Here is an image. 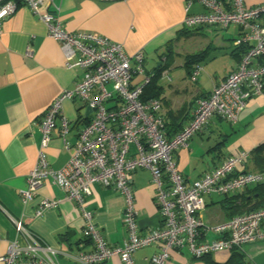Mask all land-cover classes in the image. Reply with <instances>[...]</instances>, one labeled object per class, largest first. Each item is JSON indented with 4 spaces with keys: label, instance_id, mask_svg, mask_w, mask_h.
Segmentation results:
<instances>
[{
    "label": "built area",
    "instance_id": "2783aa9c",
    "mask_svg": "<svg viewBox=\"0 0 264 264\" xmlns=\"http://www.w3.org/2000/svg\"><path fill=\"white\" fill-rule=\"evenodd\" d=\"M51 1L0 0V34L4 20L19 5H27L46 24L49 36L61 43L68 66L84 70L75 88L63 90L36 123L42 135L41 147L27 186L20 194L27 203L45 181L52 182L75 201L84 220L83 236L90 248L86 249V243L80 242L77 251L64 252L19 225L21 233L7 242L1 263L59 264L57 257L61 254L75 264H99L114 257L124 264H135L133 256L137 250L157 243L159 251L149 260L151 264H167L171 252L183 247L195 257H202L263 240L264 205L217 225H209L197 216L206 206V195L232 194L249 185L264 183V171H238L250 158V150L228 156L221 165L193 182L184 179L174 153L188 147L192 136L213 116L237 122L248 101L264 92V1L185 0L186 11L193 3L204 7L203 12L186 13V27L227 29L236 25L240 28L234 39L240 59L237 68L216 83L208 96L198 99L190 121L171 138L166 134L161 100L141 98L149 76L144 83H132L134 74L145 76L144 51L139 49L129 55L121 43L101 34L67 31L59 16L48 9ZM201 71L202 66H193L189 79L195 82ZM168 72L164 70L161 77L169 79ZM71 98H79L93 112L78 132L76 143L64 144L68 150L72 148L66 164L54 169L46 147L58 120L63 140L69 133L70 121L63 114V103ZM114 101V106L107 105ZM141 167L151 172L156 183V199L163 217V224L147 234L139 233L132 187L133 174ZM96 183L113 187L125 200L123 220L128 235L115 246L107 242L93 221L88 197ZM59 202L42 200L37 214L56 208ZM208 233L217 237L204 239Z\"/></svg>",
    "mask_w": 264,
    "mask_h": 264
},
{
    "label": "crops",
    "instance_id": "0c3cea01",
    "mask_svg": "<svg viewBox=\"0 0 264 264\" xmlns=\"http://www.w3.org/2000/svg\"><path fill=\"white\" fill-rule=\"evenodd\" d=\"M256 1L246 0L249 3ZM48 9L59 16L67 31L101 34L121 43L129 55L142 49L145 56L143 64L148 65L149 60L155 64L150 72L145 71V76L134 74L132 83L135 85L144 83L145 77L149 76L157 63L164 60L162 55L167 49H173L176 55L173 64L167 68L169 79L163 78L160 83L164 87L160 100L164 118L169 111H173L182 121L181 128L190 121L198 99L211 92L203 79L197 78L193 82L187 77L183 65L185 60L180 59L177 44L185 37L178 38L179 31L188 28L184 25L186 13L203 12L201 4L193 3L186 11L185 0H52ZM207 27L212 26L201 29ZM237 28L236 36L240 32V28ZM198 31L195 30L193 34ZM194 53L197 51L191 53L185 50L183 55ZM231 57L223 76L208 73L212 84L220 82L237 68L240 51L236 46L232 47ZM83 73L79 66H68L61 43L49 36L46 24L29 6L19 5L4 20L0 34V256L5 253L7 242L19 237V225L64 252L77 251L80 242L86 243V249L90 248L83 236L84 220L75 201L66 197L52 182L45 181L27 203L23 202L20 194L27 186V178L37 162L41 147L42 135L36 123L63 90L75 88ZM107 105L112 107L115 101ZM86 111L87 106L79 98L64 101L63 114L70 121V130L63 140L58 120L51 132L46 151L52 168H61L70 158L72 148L68 150L64 144L73 146L76 143L78 132L92 115V112L85 115ZM175 134L173 132V136ZM221 142L223 145L217 146ZM262 143L264 92L248 101L236 123L213 116L201 131L192 136L188 147L175 151L174 158L184 179L193 182L221 165L228 156L243 149L251 151ZM238 171L260 170L254 168L249 158ZM132 187L139 233L147 234L152 228L163 224L156 199L157 187L151 172L142 167L136 169ZM217 195L220 194L206 195V206L197 214L209 225L224 223L238 214L230 213L224 206L230 201H223L231 195L221 194L223 198H217ZM44 199H58L60 202L56 208L37 214ZM88 204L93 210L94 223L109 244L115 246L127 238L123 220L125 200L118 191L96 183L92 186ZM216 237L217 234L208 233L204 239ZM159 248L156 243L137 250L133 256L135 264H151L149 259ZM240 249L249 263L264 264V239L246 243ZM231 252L232 249H226L208 255L217 262H224ZM204 256L195 257L187 247H183L171 252L167 264H206ZM57 261L59 264H73L61 254ZM99 264L124 263L114 257Z\"/></svg>",
    "mask_w": 264,
    "mask_h": 264
},
{
    "label": "trees",
    "instance_id": "16d2710c",
    "mask_svg": "<svg viewBox=\"0 0 264 264\" xmlns=\"http://www.w3.org/2000/svg\"><path fill=\"white\" fill-rule=\"evenodd\" d=\"M201 28L202 27H197L194 29L183 28L179 31L178 38L186 36L189 33H194L195 30H200ZM175 55L176 54L174 50L171 48H169V50L167 49L164 55H162V57H164L162 66L160 68H155L149 74V81L143 85V92L141 95L142 99L147 100L161 98V95L164 93V87L158 82V79L161 77L162 72L166 70L171 64H173ZM207 55V47L202 49L200 52L186 55L184 57L185 62L183 65L187 74L190 75L191 69L193 66H195V63L198 60L205 58ZM164 120L166 134L169 138H171L173 136V132H177L181 128L182 121L177 115H174L173 111H169ZM221 145H223V143L217 146L220 147ZM250 160L252 161V164L256 170L264 171V143L258 145L250 151ZM229 195L231 194H226V196ZM226 201H230L224 204V206L227 208V211H230V213L240 214L261 207L264 205V183L254 186H247L243 192H233L229 199L227 198L223 202ZM207 256H204L206 257V264H251L239 247H233L230 257L224 262H217L212 257H210V255Z\"/></svg>",
    "mask_w": 264,
    "mask_h": 264
},
{
    "label": "rangeland",
    "instance_id": "374dc122",
    "mask_svg": "<svg viewBox=\"0 0 264 264\" xmlns=\"http://www.w3.org/2000/svg\"><path fill=\"white\" fill-rule=\"evenodd\" d=\"M262 1L264 0H257L256 2ZM237 31V26H231L228 29L207 27L200 29L198 33H189L185 37H182L177 43L180 47L178 49L181 53L179 56L180 59H184L183 53L185 50L192 53L194 51L198 52L206 47L208 48V55L205 58L198 60L195 65L198 64L202 66V71L200 72L198 78L203 79V83L206 84L207 88L211 90L214 88L215 83L212 84L211 79L208 77V73L210 75L215 74L218 77H221L226 73L228 66L232 60L231 50L232 47H234L233 44L234 39L237 37ZM148 62V65L143 64L144 70L146 72H150L153 65L155 64V62H153L152 60H149ZM187 77L189 78V74L187 75ZM162 81L163 78L160 77L158 79V82L161 83ZM223 197L224 196H222L221 194L217 195V198ZM209 211H213V209H210Z\"/></svg>",
    "mask_w": 264,
    "mask_h": 264
},
{
    "label": "water",
    "instance_id": "95a60500",
    "mask_svg": "<svg viewBox=\"0 0 264 264\" xmlns=\"http://www.w3.org/2000/svg\"><path fill=\"white\" fill-rule=\"evenodd\" d=\"M162 64H163V61L160 60V61L157 63V65H156L155 68H160V67L162 66ZM153 70H154V69H153ZM92 111H93V109H91L90 106H88L85 115H88V114L91 113Z\"/></svg>",
    "mask_w": 264,
    "mask_h": 264
},
{
    "label": "clouds",
    "instance_id": "9594fccd",
    "mask_svg": "<svg viewBox=\"0 0 264 264\" xmlns=\"http://www.w3.org/2000/svg\"><path fill=\"white\" fill-rule=\"evenodd\" d=\"M88 107V106H87ZM93 112V111H92Z\"/></svg>",
    "mask_w": 264,
    "mask_h": 264
}]
</instances>
